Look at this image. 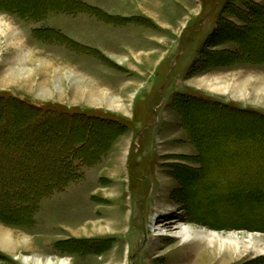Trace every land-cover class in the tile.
Instances as JSON below:
<instances>
[{
  "label": "rangeland",
  "instance_id": "obj_1",
  "mask_svg": "<svg viewBox=\"0 0 264 264\" xmlns=\"http://www.w3.org/2000/svg\"><path fill=\"white\" fill-rule=\"evenodd\" d=\"M39 1L60 7V0ZM39 1L0 0L17 2L23 10L48 7L40 8ZM173 3L177 11L182 7ZM261 6L264 0H203L201 17L194 18L186 30H161L173 38L166 45L157 38L161 33L143 22L117 25L91 14L63 13L27 21L0 11V98L67 113L97 114L101 109L108 111L102 115L126 123L98 126L81 123L80 118L77 125H64L60 119L63 129L55 136L47 131L44 145L43 135L34 140L0 135V145H5L0 148L1 212L24 218L35 190L62 179L70 167L69 152L82 146L80 154L88 164L77 160L74 165L82 177L67 185L66 191L42 200L36 227L30 231L33 243L54 242L58 232L63 235L65 223L81 230L80 225L90 219L89 223L100 225H93L95 235L113 234L125 225L114 247L115 252H124L123 261H114L115 253L110 251L106 264H200L205 251L201 244L212 240L206 235H213V242L220 237L219 242L233 248L226 259L225 247L221 249L217 254L221 259L211 264H264V205L253 194L246 197L233 188L264 178V121H259L264 117V62L235 53L236 44L225 40L224 32L208 38L222 18L229 23L222 30L230 35L234 24H241L237 15L250 10L256 14ZM134 11L143 12L138 7ZM158 13L168 14L167 6ZM180 17L174 15L168 23L177 26ZM49 27L90 49L73 47L57 34L37 30ZM254 32L246 50L262 58L264 21ZM157 49L165 50L162 57L163 50ZM124 56L139 57L143 73L137 77L143 82L122 99L104 89L125 94V74L132 75L118 67V58ZM154 58H159L156 64ZM121 62L126 65L131 60ZM8 103L19 110L15 100ZM108 141L113 142L110 148ZM103 151L100 161L106 155L113 158L109 167L91 159L95 161ZM189 226L195 230L187 237L184 227ZM250 237L257 238L251 241ZM21 242L17 250L28 245L27 240ZM61 254L71 264H105L108 257H78L79 252L70 250Z\"/></svg>",
  "mask_w": 264,
  "mask_h": 264
},
{
  "label": "trees",
  "instance_id": "obj_2",
  "mask_svg": "<svg viewBox=\"0 0 264 264\" xmlns=\"http://www.w3.org/2000/svg\"><path fill=\"white\" fill-rule=\"evenodd\" d=\"M72 4L70 6H61V7H48L46 9H41L39 11H36L34 6L30 7L27 6L26 10H23L21 5H19L17 2H0V11L1 12H6V13H12L18 15L20 18L27 20V21H41L47 18L50 14L54 13H63V14H70V15H75V14H80V13H87L94 15L101 19L104 22L111 23V24H117V25H123L129 21L133 22H143L149 26L153 25V23L148 20V19H137V18H121V17H115L111 16L107 13H105L102 9L91 6L88 3H86L83 0H72ZM258 11V10H257ZM241 12V11H240ZM251 12V10H250ZM250 12H246L243 16H239V19L241 20V24H234L233 30L234 32H230V35L225 31L222 30V26L226 24L225 22L227 19H221L220 22H217L216 29L209 35V39L213 38L214 36L216 37L217 32H224V37H227L225 40L232 41L233 43L236 44L237 50L235 53L238 55H245L246 58H253L256 61L259 62H264V57L262 58H256L252 57L250 52L246 50V48L249 45V38L252 37V34H256V26L259 25L264 21V6L260 8V12L258 11L256 14H252ZM256 12V10H255ZM222 22H225L222 24ZM229 25V23H227ZM233 25V23H232ZM232 29V28H231ZM42 32H48L50 34H57V37H59V40H62L66 43H69L73 45V47H81V48H87L85 46H82L81 44L73 41L72 39L68 38L67 36L63 35L60 31L52 29V28H42V29H37ZM232 33H234L232 35ZM208 39V40H209ZM206 44V43H205ZM204 44V45H205ZM229 53H232V51H229ZM2 97V96H0ZM11 100H15V102L18 104L16 105L17 112L13 110L8 102ZM24 104V105H23ZM211 107L213 105H210ZM23 107V108H20ZM29 108V109H28ZM192 112V111H191ZM72 114V115H71ZM251 115L254 118H257L255 114H246ZM75 118V120H74ZM80 118L83 119L84 122L81 123H90V124H95L100 126L99 124H102L104 126H107V124H114L116 126H124L126 123H123L122 120L120 119H115L113 116H104L102 113H83V112H77V113H67L66 111H60L59 109H48L44 110L41 108H38L36 106H33L31 104L26 103L25 101L22 100H17V99H12V98H0V135L2 137H20V136H27L30 138V140H34L36 138L45 137L41 138V145H44L47 142V137L44 136L46 135L47 131L51 130L52 135H56L58 132L63 129L65 124H70L73 125V123L79 122ZM60 119H64V125H62V122H59ZM259 121L263 122L264 117L260 116ZM59 122V123H58ZM73 122V123H72ZM99 123V124H98ZM77 125V123H76ZM66 127V126H65ZM37 129L38 134H33L29 133V131H33ZM87 135H91V132L88 131L86 132ZM256 138V137H253ZM113 141V140H112ZM112 141H108L106 143L109 148L111 147V144L113 143ZM199 141V140H198ZM10 140H8L7 143H9ZM81 143V142H80ZM85 144V143H84ZM5 145H0V148H2ZM84 149V148H83ZM88 149V148H86ZM80 150L82 151V146L75 148V150H71L68 155V162H69V170L65 174V176L55 182H52L47 188L44 189V191L39 192L40 190H35V194L31 197V203L26 207V216L24 218L22 217H10L6 215L5 213L1 212L0 210V220L8 223V224H13V225H19V226H26L30 225L34 221V216L37 213V211L40 208V204L42 200L48 196H51L55 192H61L65 190L67 185H69L72 181H75L77 179H80L82 176H77L78 172L75 170V162L77 160H81L83 164H88L89 160H85L84 156H82L80 153ZM107 149L105 148L104 151ZM104 151L99 158H97L95 161L93 158V162H99L104 155ZM94 152V150H93ZM97 153V152H96ZM94 153V156L95 154ZM81 155V157H79ZM86 159H88L86 157ZM90 159V158H89ZM67 164H65V167ZM253 174V171L251 172V175ZM264 180V178H261ZM261 179L258 180H248L246 181V185H235L233 188L237 187L242 194L246 197H251V195H254V199H258L257 202L259 205H264V183H261ZM252 181V182H251ZM19 190V189H18ZM239 192V191H238ZM263 213V211L261 212ZM264 219V218H263ZM264 222V221H263ZM69 245H72L69 250L74 251V252H83L81 249L80 244L82 242L80 241H72L68 243ZM1 257V255H0Z\"/></svg>",
  "mask_w": 264,
  "mask_h": 264
},
{
  "label": "crops",
  "instance_id": "obj_3",
  "mask_svg": "<svg viewBox=\"0 0 264 264\" xmlns=\"http://www.w3.org/2000/svg\"><path fill=\"white\" fill-rule=\"evenodd\" d=\"M163 1H165V0H95L94 2H90L93 5L86 2V1L85 2L91 6H95V5H97V3L100 2V5H98L99 7L98 6H95V7L102 9L105 13H107L111 16L128 18V19H131V18L141 19L142 18V19L150 20L153 23V25H151V26H149V25L146 26L144 24H142V25L146 26L147 28L155 29L156 32L161 33L157 38L161 42L160 45H164V44L166 45L165 41H170V40L172 41L173 38L171 35L169 36L165 33V31L162 32L161 30L162 29H170V30H172V32H174L177 29H181V30L185 29L186 30L188 28V27H186V25H189V23L192 22V20H194V18L201 17L200 12L203 9V0L202 1L201 0H170L169 2H163ZM173 2L182 6L181 8H179L181 10L178 9V11H177L175 8H173L174 7ZM135 3H138V5H135ZM164 6H167L168 14H166V15L165 14L164 15L159 14L158 11L161 10V8ZM137 7L143 12L135 13L134 10L137 9ZM80 14H87V13H80ZM137 14H141V16H138ZM179 14H182V17H180L179 20L177 21V23H179L178 25L176 24L177 26H174L173 24L168 23V20L170 21V19H172V17L174 15H179ZM75 15H79V14H75ZM88 15H90V14H88ZM131 15H133V16H131ZM143 15H145V16H143ZM91 16H94V15H91ZM94 17H96V16H94ZM151 17H153V19ZM97 19L99 21H102L99 18H97ZM154 19H156V20H154ZM216 27H217V22H216L214 30L216 29ZM52 29H55V28H52ZM55 30H58V29H55ZM58 31H60V30H58ZM62 34L65 35L64 33H62ZM173 35H175V34L173 33ZM65 36H67V35H65ZM68 38L72 39L71 37H68ZM163 38H164V40H162ZM72 40L77 42L74 39H72ZM77 43H79V42H77ZM161 50H163V52H161ZM157 51L161 52L160 57H162V55L165 53L164 49H157ZM136 57L137 56H135L133 58L128 57V56H124L123 58L119 57L118 61H117L118 67H121L120 69L122 71H124V70H126L127 72L131 71L130 75H132V78H129L128 74H125L126 80L122 84L123 92L125 94H122L121 92H112L110 89H104V90H107L108 92H110L111 94H114V95L115 94L121 95V97L123 99L125 97V95L126 96L129 95L128 93L133 88V86H135V84L137 82H143L142 79L137 77V74L139 75V74L143 73V68H142V63L138 61L139 57H137L138 60H136ZM124 58H127V60H131L130 64L124 65L125 63L121 62ZM158 61H159V58H154L153 63L156 64ZM122 65H124V66H122ZM133 72L136 73L135 76L133 75L134 74ZM139 93H140V91L137 93V95ZM137 95L135 96L134 101L136 100ZM77 112H79V111H77ZM105 112H108V111H105ZM105 112L101 109L96 110V113H105ZM84 113H93V112H84ZM112 113H114V112H112ZM119 118H117V119H119ZM110 158H111L110 156L106 155L102 160V161H104L103 164H105L106 167L107 166L109 167L110 165H112L111 160L113 158H111V159ZM128 159H129V157H128ZM128 159L126 161H128ZM102 161H99V165ZM119 161H122V160L120 159ZM125 163L126 162H124V164ZM118 164L120 166H123V164L121 162H119ZM128 165H129V163H128ZM125 166H126V164H125ZM125 166H124V168H125ZM122 169H123V167H122ZM120 171H121V169H120ZM108 176H110V175H108ZM64 191H66V189ZM64 191H61V192H64ZM61 192H56V193H61ZM56 193L52 194L51 196L44 198L43 200L51 198ZM42 202H41V204H42ZM41 204H40L39 210L37 211V213L34 216L33 223L30 225L19 226V225L8 224V223H5V222L0 220V231H7L10 234H12L13 237H14V235H17V236H19V238H22V239L28 241V245L26 247L20 248L19 250H17V248H15V250H17L15 252H10V251L5 250L4 248H2L0 246V255H1V257L5 258V259H0V263L3 262V263H8V264H16L18 261L17 264H29V263L32 264L31 262H29V259H32L34 257H44V258H48V259L53 260L56 264H71L70 261L66 260L67 262H65V260H63V259H65V256H63L61 253H62V250L68 251L69 248L72 246V245H69L68 243L75 241V240L82 242V244H80V246H81V249L83 252H79L80 254H77L78 257L79 256L85 257V256H88L91 254H93V255L96 254L98 256H102L103 254H107L108 257H107V260L105 261V264H106V262H109V258L111 256V255H109V252L114 251L115 242L117 239L116 235L119 234L120 231H123L125 225L122 228V230L114 231L113 234L106 233L104 235V233H103V234L95 235L92 231V228H93V225L95 226L98 224L97 223L94 224L95 222L93 220H91L92 222L89 223L88 221L90 219H88L86 221L88 224L82 223L80 225L81 230H78L79 227H77V226H73L72 224H69V223L66 224L65 223L63 225V227H65V229L63 228V230H62L63 235L58 232L57 237H61V238L54 237V239L52 240L54 242H44L45 244H43L42 242L33 243V238L31 240L30 231L36 227L37 215L40 212ZM90 218H92V217H90ZM119 223L124 224V222H119ZM82 225H85V227ZM101 225H102V223H101ZM98 226H100V225H98ZM110 226H112V225H110ZM77 231H80V232L76 233ZM90 232H92V233H90ZM13 239H17L18 241L22 240V239L21 240L18 239V237H15ZM99 248H101V249H99ZM114 253H115L114 254L115 256H114L113 260L117 261V262L118 261L122 262L123 261L122 256H123L124 252L121 254V253L114 251ZM6 259H8L7 260L8 262H6ZM71 260L73 261V258Z\"/></svg>",
  "mask_w": 264,
  "mask_h": 264
},
{
  "label": "bare ground",
  "instance_id": "obj_4",
  "mask_svg": "<svg viewBox=\"0 0 264 264\" xmlns=\"http://www.w3.org/2000/svg\"><path fill=\"white\" fill-rule=\"evenodd\" d=\"M39 1V0H38ZM50 2V1H49ZM49 2H37L40 3L39 7L40 8H45V7H49L50 6V3ZM59 6H70L73 2L72 0H60L59 1ZM47 7V8H48ZM101 148V147H100ZM90 151V150H89ZM94 154V153H93ZM90 155V154H89ZM92 157V156H91ZM35 180V179H34ZM54 182V181H53ZM45 188V187H44ZM40 190V189H39ZM44 190H42L43 192ZM41 192V190L39 191ZM15 217V216H14ZM184 235L189 237L192 235V233L194 232V228L192 227H184ZM234 236H236L234 234ZM186 237V238H187ZM206 237L208 238H212V240L215 239V237L212 235H206ZM214 238V239H213ZM219 238L220 237H217L216 236V239L217 241L216 242H213L212 240H206L204 241L201 245L205 248V251H204V259L200 262V264H211L214 260L217 262L219 259H221V257H217V254L220 255L221 253V249H223L225 247V259L228 257V256H231L232 252H233V248H232V245H225L224 242H219ZM238 238V237H237ZM251 238V237H250ZM257 237H252L251 238V241L255 240ZM228 239L232 240L231 237H229ZM236 240V238L234 239ZM21 241H17L16 239H12V238H9L7 234H4L2 231H0V246L2 248H4L5 250H11L13 251L15 248H17L19 246ZM238 242V245H239V241ZM22 243V242H21ZM252 243V242H250ZM224 259V258H223ZM222 259V260H223ZM29 262H31L32 264H56L53 260L51 259H48L47 258H44V257H34L32 259H29ZM30 264V263H29Z\"/></svg>",
  "mask_w": 264,
  "mask_h": 264
}]
</instances>
